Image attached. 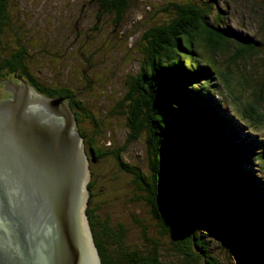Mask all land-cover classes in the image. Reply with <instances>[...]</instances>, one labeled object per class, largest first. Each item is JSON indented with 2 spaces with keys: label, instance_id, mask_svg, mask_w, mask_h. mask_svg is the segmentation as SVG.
I'll use <instances>...</instances> for the list:
<instances>
[{
  "label": "trees",
  "instance_id": "16d2710c",
  "mask_svg": "<svg viewBox=\"0 0 264 264\" xmlns=\"http://www.w3.org/2000/svg\"><path fill=\"white\" fill-rule=\"evenodd\" d=\"M19 1L0 0V72L16 74L45 95L65 97L76 114L84 142L87 146L91 144L92 158L87 154L90 163L112 154L121 166H127V172L133 175L131 195L135 194L129 202L146 203L148 214L143 216L160 224L154 231L145 230L144 240L139 242L145 244L140 246L144 247L142 250L109 249L112 237L125 243L133 229L125 223L114 226L109 221L114 213L112 200L118 197L109 185L103 192L99 188L93 191L96 182L93 179L87 213L102 263L264 264V141L251 127L264 125V77L249 93L253 99L243 104L244 119L233 113L234 119L215 97L220 88L214 80L220 87L224 81L228 84L230 70L222 72L220 80L213 64L203 60L198 44L202 39L208 41L207 32L210 46L218 44L217 48L223 49L234 43L242 49L234 54V59L247 61L262 55L264 41L231 25L229 19L233 22L234 18L221 8L224 0H169L172 3L163 10L169 12L167 16L176 15L174 22H158L156 16L152 17L145 31V36L151 39L147 46L143 45L147 54L138 73L126 70L118 73L115 71L118 66L111 73L98 59L102 50L114 52L119 43L115 49H107L105 39H101L97 41L99 45L94 43L90 57L85 58L86 53L72 51L73 46L67 45L70 42L61 40L56 45L47 39L44 34L52 32L45 26L48 21L42 25L40 19L34 21L35 14L30 16L29 10L35 8L34 0ZM99 1L98 16L104 14L103 17L112 18L113 22L124 18L131 3V0ZM260 7L263 10L264 4ZM66 8L54 12L49 19L64 25ZM157 16L163 18L166 14ZM46 43L55 50L57 62L62 59L72 62L60 66L54 76L43 81L41 77L45 76L40 74L43 70L38 67L50 56L44 52ZM76 56L81 59L79 64L74 62ZM82 61L93 73L86 81V89L94 91L101 86L99 89L108 94L101 117L95 118L85 107L82 90L77 89L81 86ZM35 68L38 71H33ZM121 92L124 93L120 95ZM126 114L131 140L127 143L141 133L147 134L148 170L123 163L116 148L105 151L97 145L99 134L104 133L105 142L114 137L111 121ZM85 118L91 121L89 130L88 125L81 127ZM103 118L107 125L103 124ZM236 120L243 127L250 126L253 136L247 135V141L240 139L234 145L229 137L236 139L233 125ZM218 128L224 130L225 136L220 135ZM126 148L125 143L124 151ZM104 192L107 195L99 198ZM163 251L168 255L175 251L178 259L174 263L164 262Z\"/></svg>",
  "mask_w": 264,
  "mask_h": 264
},
{
  "label": "water",
  "instance_id": "95a60500",
  "mask_svg": "<svg viewBox=\"0 0 264 264\" xmlns=\"http://www.w3.org/2000/svg\"><path fill=\"white\" fill-rule=\"evenodd\" d=\"M17 78L1 80L10 95L0 101V264H102L76 114Z\"/></svg>",
  "mask_w": 264,
  "mask_h": 264
},
{
  "label": "rangeland",
  "instance_id": "374dc122",
  "mask_svg": "<svg viewBox=\"0 0 264 264\" xmlns=\"http://www.w3.org/2000/svg\"><path fill=\"white\" fill-rule=\"evenodd\" d=\"M25 1L26 0H20L19 2L25 3ZM177 1L178 0L174 2ZM171 3L172 1L169 0H131L130 7L124 14V18L120 19L119 22H113L112 18L107 19L106 17H103L104 14L98 16L100 11L99 0H34L33 6L35 8L29 11L31 12L30 16H33V14L36 15L34 21L40 19L42 25L48 21V24L45 26L48 30H52V32H49L50 34H44L47 39H52V42H54L56 45L61 44V40L66 44L70 42V44L67 45H69V47L70 45L73 46L72 51L79 52V54L86 53L85 58L92 53L93 49H95L94 43L99 45L97 41L101 39H105L103 43L107 49H115L116 44L119 43V46H117L114 52H109V50L106 49L102 50L101 57L98 59V61L100 63L104 62V67H106L107 71L110 69L109 72L111 73L115 68L114 66H118V68L115 70L118 73H121L124 70H126L128 73H138L141 65L140 63L144 60L147 54V52L142 49L143 45L147 46L151 39V37H146L147 35L145 36V31H147L149 26L148 23L153 16H156L155 20L158 22L171 20L170 24L173 23L175 19L174 17L176 15L170 14V16H167L169 12H164L163 10L166 9L165 6H169ZM262 4H264V0H224V2L221 4V8L226 11L228 16L234 18L233 22L229 19L232 26L234 25L242 28L244 31L259 36L261 40L264 41V9H260ZM67 6L68 9L66 8ZM62 8H66V12L64 13V25L60 24L56 19L53 21L49 19L54 12L58 13ZM20 13H23V11L20 10ZM162 13L166 14V16L163 18L157 16L161 15ZM178 17L179 16L177 15V18ZM167 22L165 24H167ZM206 34L207 40L209 41L210 36L207 32ZM214 34L216 33L214 32ZM115 37L118 38L116 39L118 42L115 41ZM44 40L46 42V39ZM208 41L202 39L198 42L201 48L200 53L204 58L203 60L213 64L217 71V75L220 76V80L221 73L230 70V72L227 74L229 77L228 84L223 80L225 84L220 87L219 84H217L218 81L214 80L216 82L215 85H218L220 88L219 92L215 94V97L222 101V105L226 107L231 116H233V113H236L244 119L241 113L243 104L250 102L253 99L249 93H251V91L260 84L264 77V49L260 53L262 55H257L254 58L250 57L247 61L242 59L235 60L233 57L234 54L237 53V51L239 52V50L242 51L239 46L232 43L231 45L223 47V49H218V44L210 46ZM107 42H109L108 47H106ZM138 42H140L141 45H137ZM56 45L54 46L57 47ZM44 48V52L48 53L50 56L47 58L48 61H44L38 67V69L42 68L43 70V73H40L45 76L44 79L41 77V80L43 81L46 77L49 78L54 76L55 71L59 69L60 66L65 67L72 62L71 60L70 62L65 61L64 59L57 62L56 52L53 48H51V45L46 43ZM76 58L77 60L75 59L74 62L79 64L80 62L78 61H81V59L78 56H76ZM104 59L107 61H104ZM38 69L35 68L33 71H38ZM81 70L82 79L81 82H79L81 86L78 85L77 89L82 90L81 94L83 95L85 107L89 108V110L94 114L95 118L101 117L104 114L102 110L103 107L106 106V97L108 94L105 93L104 90L99 89L101 86L97 87L98 89L94 91L86 89V81L91 78L93 73L91 74L89 72V67L85 61H82L80 71ZM83 72L86 73V76H84L85 74H83ZM13 74L14 73L6 70L0 72V101L8 97L9 93L1 85V80L17 79L13 77ZM83 83L84 86H82ZM88 85L90 86L89 83ZM124 92H121L120 95H122ZM105 115L107 114L105 113ZM127 117V114L126 116H115L116 120L111 121V123H113L111 134L114 137L110 141L105 142L103 140L105 137L104 133L103 135L99 134L96 137L98 142L97 145L99 148L105 151H112L116 148L118 149L123 163H127L128 166H130V164L134 165L136 169L148 170V151L150 144L147 142V134L141 133L136 140L130 144L127 143V141H131L129 140L130 128H128L126 123ZM103 120V124L107 125L105 123L106 119L103 118ZM245 120L251 122L250 119ZM85 125H88L87 130H89L91 127L90 119L87 120V118H85L84 122H81V127H85ZM233 125L236 127L235 130L239 136L236 139L233 138L235 142L234 145H237V140L240 139L242 142L247 141V135L242 130H240L237 124ZM263 126L264 125L251 126L253 130L260 131L258 137L263 136L264 138ZM241 127L245 132H249V130H251L250 126L247 125L244 127L241 125ZM218 129L220 135L225 136L224 130L221 128ZM125 143L127 146L126 151H124ZM84 145L85 150H87L86 152H88L87 154L92 158V152L90 150L91 144L87 146L86 142H84ZM88 164L89 170L91 172V179L89 183H87L88 193L90 194L91 192L90 185L93 182V179L96 180L94 186L92 187V190L95 192H97L98 188L99 191L103 192L104 190H107V185H109V188L113 189L114 194L116 193L115 195L118 197L112 200L113 203L111 208L114 212L113 215L117 216L120 214L131 213H137L140 215L148 214L146 203L140 202L138 200L129 202V200L135 195H131L132 188L134 187L132 183L133 175L130 172H127V166H121V164L117 162V159L114 155H104L95 163H90L89 160ZM106 195L107 192H104V194L99 196V198H104ZM149 225L152 226L153 222H149ZM139 242L140 240H138L136 243ZM163 253L164 255L161 258L164 262L170 263L178 259L175 255V251H173L172 254L169 252V255L165 254L166 251H163Z\"/></svg>",
  "mask_w": 264,
  "mask_h": 264
},
{
  "label": "flooded vegetation",
  "instance_id": "af4514ba",
  "mask_svg": "<svg viewBox=\"0 0 264 264\" xmlns=\"http://www.w3.org/2000/svg\"><path fill=\"white\" fill-rule=\"evenodd\" d=\"M15 75L16 74H14L13 77L17 78V77H15ZM13 81L15 82V84H19L18 78L15 79V80L13 79ZM28 83L31 86H33L29 81H28ZM40 93H42V92H40ZM9 95H10V93H8V96ZM88 220H89L90 227L92 229V224H91L92 220L89 217V215H88ZM109 221H112L114 226H119V225L121 226V225H124V223H125L126 225H128L129 228L133 229L131 231V234L129 235V239H127L125 241V243L124 242H120V241H116V237H112L111 238L110 244H109V249H112V250L118 249V250H120L119 252H121V251L125 252V250H126L125 247H128V249H127L128 251H130V250H132L134 248H137V247L140 248L141 250L144 249V247H140L142 245L145 246L144 243L143 244L142 243H140V244L136 243L135 244L134 242H137L138 240L143 239L142 237H143V235L145 233V230H147L148 232H151V231L155 230V227H159L160 226L159 222L155 221V219H152V218L148 219L147 216L145 217L143 215H139V214H135V213L120 214V215H117V216L112 214L111 219ZM149 222H151V223L153 222V225L150 226ZM92 232H93V229H92ZM154 233H156V232H154ZM93 236H94V239H95L94 232H93ZM95 242H96V240H95ZM161 260H162V258H161Z\"/></svg>",
  "mask_w": 264,
  "mask_h": 264
},
{
  "label": "clouds",
  "instance_id": "9594fccd",
  "mask_svg": "<svg viewBox=\"0 0 264 264\" xmlns=\"http://www.w3.org/2000/svg\"><path fill=\"white\" fill-rule=\"evenodd\" d=\"M233 117H234V119H235V116H234V115H233ZM236 122H237L238 124L235 123L234 121H233V124H237V126H239L240 130H242L246 135H248V136H249V135L253 136L251 130H249V132H245L244 129L241 127V124L238 122V120H236ZM252 129H253V128H252ZM254 132H257V133H258V136H259L260 131H257V130L255 131V130H254ZM236 134H237V135H236V138L239 137L237 131H236ZM260 137L262 138V141H264L263 136H260ZM226 140H228V138H227ZM229 141H230V142H232V141L234 142V139H233L232 137H229Z\"/></svg>",
  "mask_w": 264,
  "mask_h": 264
}]
</instances>
